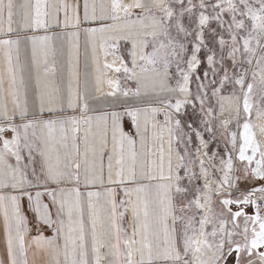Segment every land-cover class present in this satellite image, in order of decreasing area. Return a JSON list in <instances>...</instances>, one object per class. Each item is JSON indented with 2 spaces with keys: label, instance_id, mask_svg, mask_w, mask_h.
Masks as SVG:
<instances>
[{
  "label": "snow or ice",
  "instance_id": "obj_1",
  "mask_svg": "<svg viewBox=\"0 0 264 264\" xmlns=\"http://www.w3.org/2000/svg\"><path fill=\"white\" fill-rule=\"evenodd\" d=\"M79 7L78 2L0 0V215L6 251L0 264H29L32 244L49 254L50 264H264V0H106L91 5L84 0L83 20ZM60 12L63 27L100 22L83 29L100 97L115 101L121 94L139 98L143 92L156 98V106L143 110L128 107L96 116L105 127L91 145L92 116L42 118L46 109L90 110L96 98L89 99L87 54L84 89L69 62L65 96L62 82L48 78L56 73L44 50L52 37H25L33 45L34 89L31 77L23 75L20 37L10 38L17 31L14 18L21 32L48 31L53 23L60 25ZM108 20L114 23H104ZM98 34L103 67L116 78L100 73ZM68 36L78 38L79 32ZM121 40L131 44L125 52ZM37 42L45 56L43 74ZM108 55L114 57L111 62ZM121 76L136 88H122ZM141 111L163 114V124H152L154 139L167 137V153L161 144L158 159L151 152L150 160L137 153L135 141L121 129L120 118L127 114L143 142ZM225 114L228 118L221 119ZM109 115L113 149L105 183ZM82 123L89 125L84 153L76 144ZM80 156L84 185L98 183L103 193H81V163L75 159ZM66 182L77 187L65 188ZM117 188L127 199L117 200ZM128 212L130 233L121 226ZM30 224L36 235L29 244ZM45 227L53 230L51 237L44 235Z\"/></svg>",
  "mask_w": 264,
  "mask_h": 264
},
{
  "label": "crops",
  "instance_id": "obj_2",
  "mask_svg": "<svg viewBox=\"0 0 264 264\" xmlns=\"http://www.w3.org/2000/svg\"><path fill=\"white\" fill-rule=\"evenodd\" d=\"M19 2V0H18ZM59 2H67L69 4H75L79 3V15L80 19L83 20V4L84 0H49V3H59ZM93 2L99 4L101 2H106V0H88V3L91 5ZM125 2H128V0H125ZM71 15V13H70ZM135 15H133L132 19H135ZM58 19L60 21V25L58 26L57 24L53 23V25L50 27L48 31L44 30H39L36 32H21L19 31V23H18V18H14V23H13V28L16 29L17 31L14 32L10 38L16 39L17 35L20 37V61L21 63L25 66V72L23 75L25 78L31 77V85L32 88L34 89L35 86V76H36V68L35 66L32 65V42L25 39L26 36H31V35H36V36H44L48 35L51 36L52 39L44 45V50L47 52V63L50 68L54 67L56 69L55 75H49V79H55L58 82H62V85L65 90V96L67 95V83L69 79V62H71L73 69L80 74V87L81 90L84 89V72H85V57L87 54V72H88V90L90 93L89 99L90 101L92 100L93 97H95L94 102H90V110L87 113H82L79 108L73 110V109H67L66 105L65 111H56L54 113H49L47 109L45 110V113L43 114V119H56V118H63V117H77V118H86L87 116H92L93 121L91 124V131L87 132V140L88 143L94 144L98 139H100V136L98 135L99 132H103L104 130V124L103 122H99V125L97 121L95 120V117L102 114L103 112L107 111L111 113L112 111H117V112H125L126 108L131 107V108H139L141 110L156 106V98L155 96L149 94V95H144L143 92L141 94V97L137 98L134 96H129V97H124L122 94L119 95L118 99L115 101L112 100V98H103L100 97V94L95 91V66L92 63V52H91V46L87 44V37L85 33L83 32L84 28L87 27H99L100 22H88V23H82L80 25V28H74V27H63V22L65 19L64 13L60 12ZM104 23L112 24L114 23L111 20L105 21ZM7 25L5 24V27ZM79 32L78 38L76 36H72L71 38L68 36V33H75ZM124 40H121L122 42ZM126 42V41H124ZM129 42V41H127ZM102 41L100 38V35L98 34L96 37V45H97V56L99 59V68H100V73L104 78H116V74L110 70L106 71L103 67L104 62H105V56L103 51L100 49ZM130 43V42H129ZM78 45V48H77ZM131 47V44H130ZM118 55V53H117ZM45 59V56L43 52L40 50V43L37 42V60L40 61L41 67H40V72L43 74V61ZM114 59L112 55L107 56V61L111 62ZM121 86L127 87L130 89H135L137 85L133 81L129 82L124 80V78L121 76ZM73 84L75 86V81H73ZM103 91L108 90L107 84L103 85ZM31 103V100H30ZM127 115V114H125ZM121 116L120 118V126L121 129L123 130L124 133H126L128 136H130L134 141V149L137 153L143 154L144 158L146 159H152V156H149L148 153H154L155 158L158 159V149L161 147V144H163V148L165 151V155L167 153V137L165 136L164 141H160L159 139H154L153 138V128L152 124L153 123H159L163 124V122H158L156 119L157 114L153 115L151 113L145 114L143 111H141V114L139 116V123H140V133L144 137L143 142L141 141V136L137 135V129L133 125L132 117L127 118V116ZM129 121L131 122H128ZM148 121L147 124H145V121ZM84 129V134L86 135V131L89 128V125L86 123L81 124ZM37 135H41L40 129H37ZM107 147L105 149V153L103 156V167H104V179L105 183H107V177H108V171H107V166H108V153L112 152L113 149V139H112V131H111V116L109 115L108 119V125H107ZM85 140V138H84ZM69 144L71 145V141H69ZM125 151L127 152L129 150V145L125 142L124 144ZM73 151H75L73 149ZM85 151V143L83 147V152ZM40 157L38 154H36V167H37V172H39V164H40ZM81 163V169H80V174H81V183L79 185L81 193H87L88 191H98L103 193L104 192V187L100 186L98 183L95 186H85L83 183L84 180V173H85V165L83 162V156H82V161ZM99 158L97 159V167H99ZM65 188H74L76 187V184L73 183H64L62 185ZM129 186V185H125ZM116 198L119 200L120 198L127 199L125 194L120 191L119 188L116 190ZM94 200L96 198H93ZM84 201L86 205L87 197L86 195L84 196ZM100 202L103 204L104 202V197L103 195L100 197ZM27 207V201L26 199L22 202V208ZM29 217V220L32 219V216L30 213H26ZM131 218V213L128 212L125 215V218ZM85 218L87 219V209L85 207ZM123 219L121 221V226L127 230L129 233L131 232V219L127 221V219ZM126 222V223H125ZM30 232L28 236H26V242L30 244L31 242V237L36 235L35 229L32 227V225H29ZM43 233L47 237H51L53 235V230L50 228H43L42 229ZM6 255L5 251V244H4V236H3V216L0 215V259H4ZM27 259L29 264H50L51 262V257L49 256L48 253H45L43 250L37 249L34 244H32L29 249H28V255Z\"/></svg>",
  "mask_w": 264,
  "mask_h": 264
},
{
  "label": "rangeland",
  "instance_id": "obj_3",
  "mask_svg": "<svg viewBox=\"0 0 264 264\" xmlns=\"http://www.w3.org/2000/svg\"><path fill=\"white\" fill-rule=\"evenodd\" d=\"M125 45H127V47L130 48V43H129V42H127V41H126V42H124V41L119 42V46H120L121 52H125V51H126ZM121 52H118V55H120ZM129 82H130V81H129ZM131 82H132V81H131ZM133 83H134V81H133ZM172 83L174 84L175 81H172ZM133 85L135 86L136 83L133 84ZM189 115H191V109H190V108H189ZM125 116H127V118H130L128 115H125ZM220 118H221V119H227L228 116H227V114H225V115L221 116ZM81 119H82V118H81ZM156 119L158 120V122H163V121H164L163 114H162V113L157 114ZM128 122H131V121H129V119H128ZM233 127H235V125H233ZM84 138H85L84 129H83V126L80 125V131L77 133V140H76V144H77L78 147H79V151H80V153L83 152ZM206 138H207V137H206ZM213 147H215V145H213ZM75 159L78 160L79 162H81V161H82V156H80V157H76ZM174 162H175V160H174ZM76 187H77V185H76ZM246 211H248L249 214H252V213L254 212V209H253V210H252V209H246ZM125 219H127V221H128V220L131 219V218H128V217H127V218H125ZM125 223H126V222H125Z\"/></svg>",
  "mask_w": 264,
  "mask_h": 264
},
{
  "label": "flooded vegetation",
  "instance_id": "obj_4",
  "mask_svg": "<svg viewBox=\"0 0 264 264\" xmlns=\"http://www.w3.org/2000/svg\"><path fill=\"white\" fill-rule=\"evenodd\" d=\"M253 210V209H252Z\"/></svg>",
  "mask_w": 264,
  "mask_h": 264
}]
</instances>
